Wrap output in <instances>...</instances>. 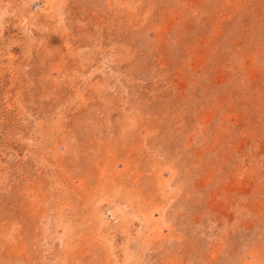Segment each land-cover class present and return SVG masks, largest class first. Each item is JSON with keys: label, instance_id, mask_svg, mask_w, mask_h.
Listing matches in <instances>:
<instances>
[{"label": "rangeland", "instance_id": "1", "mask_svg": "<svg viewBox=\"0 0 264 264\" xmlns=\"http://www.w3.org/2000/svg\"><path fill=\"white\" fill-rule=\"evenodd\" d=\"M0 264H264V0H0Z\"/></svg>", "mask_w": 264, "mask_h": 264}]
</instances>
